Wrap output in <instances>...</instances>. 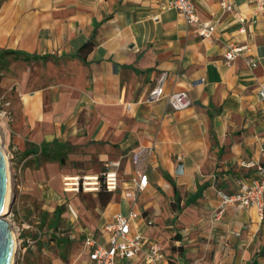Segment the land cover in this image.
<instances>
[{
    "label": "crops",
    "instance_id": "crops-1",
    "mask_svg": "<svg viewBox=\"0 0 264 264\" xmlns=\"http://www.w3.org/2000/svg\"><path fill=\"white\" fill-rule=\"evenodd\" d=\"M233 3L225 13L216 0H194L200 22L216 26L202 38L165 0H0V56L13 52L23 65L2 138L27 197L15 217L22 252L36 264H93L86 239L107 246L105 227L132 212L134 232L161 257L147 260L144 249L116 264H264V219L223 198L264 162V14L249 0ZM233 46L244 49L228 62ZM165 72L166 96L184 93L188 109L149 100ZM54 141L79 150L77 161L100 164L89 176L116 171L117 191L66 193L75 169L54 164L47 178L25 165ZM139 149L149 184L135 200L125 194L135 192ZM35 198L59 230L34 232L22 219Z\"/></svg>",
    "mask_w": 264,
    "mask_h": 264
},
{
    "label": "built area",
    "instance_id": "built-area-1",
    "mask_svg": "<svg viewBox=\"0 0 264 264\" xmlns=\"http://www.w3.org/2000/svg\"><path fill=\"white\" fill-rule=\"evenodd\" d=\"M169 9L177 10L186 20L190 26L199 27V35L202 38H212L216 26L211 23H201L197 13L194 0H165ZM221 9L225 13H233L235 5L233 0H216ZM255 12L264 14V0H249ZM241 23H245L243 19ZM244 48L233 46L226 53L228 62L234 61L242 52ZM167 73H162L157 86L149 94L151 102H158L167 98L169 104L175 111H184L191 105V101L184 93H176L166 96L164 87L167 81ZM260 97L264 99V88L260 92ZM0 117L4 118L5 125L12 121V114L7 110H0ZM3 127H0L2 133ZM4 147V145L2 144ZM144 149H139L132 153L131 161L134 165V175L132 183L135 192H127L125 195L128 198L136 200L137 193L143 192L148 188L149 178L145 172L140 169ZM8 157V156H7ZM9 160V157H8ZM12 173L13 186H18V174L14 172L10 166ZM256 175L250 180H237L238 190L231 196H223L224 203L229 206H235L239 209L256 208L259 213L260 219H264V162L256 166ZM105 188L108 192L117 191L119 187V176L116 171L109 170L100 176H77L64 179V191L71 192H90ZM73 190V191H71ZM136 212L130 213L129 216L118 214L114 217L113 223L105 227L104 232L108 234V245H101L94 237L89 236L86 241V247L90 249V261L93 264H116L118 260L129 261L137 258L144 249L147 250V260H157L161 257V248L158 244L149 242L141 234L134 232L133 223L137 219ZM18 234L17 237V256L14 264H22L23 260L21 255H24L22 245L24 241L20 239V229L15 224ZM29 227H27L28 229ZM22 229H24L22 227ZM16 234V233H15Z\"/></svg>",
    "mask_w": 264,
    "mask_h": 264
},
{
    "label": "rangeland",
    "instance_id": "rangeland-1",
    "mask_svg": "<svg viewBox=\"0 0 264 264\" xmlns=\"http://www.w3.org/2000/svg\"><path fill=\"white\" fill-rule=\"evenodd\" d=\"M23 65L21 63L16 62L14 57L8 55H1L0 56V110H10L12 108L13 103L18 99V92L16 87H14L16 81L19 79V72L22 71ZM1 113V111H0ZM5 120L4 118L0 117V127L5 128ZM1 137L2 133L0 132ZM3 144V138L1 141V145ZM80 151L72 148H65L60 151H54L53 148H49L46 152H40L35 158L29 160L25 165L30 167L33 170H40L44 169V175L48 178L49 173H52V166L54 164L58 166L61 170L62 169H75V173L73 175L68 176H85V175H92L91 171L97 170L100 164L96 163L95 161H90L89 163H85L82 161H77L78 156H80ZM48 156L56 157V161H49ZM60 160L64 161V164H60ZM10 166L11 161L9 159ZM101 170H105V167H101ZM33 178L35 181L41 182L42 177L33 174ZM47 180V179H46ZM19 184V182H18ZM17 184V185H18ZM63 180L60 182V187L63 189ZM58 182H56V186ZM13 195H14V202L12 206V210L8 215L5 216V219H8V223L11 226L12 232L18 234L16 228L13 227L15 224V217L17 216V208L19 202H22L27 197L22 196L17 189V186H13ZM31 200V196H29ZM27 200V199H26ZM25 201V200H24ZM21 204V203H20ZM34 208L29 209L25 208L24 212L22 213V219L29 223L30 226L33 228V231H39L41 233L47 232L50 229H60L61 221L56 220L55 222L50 217L48 211H42V203L39 199L35 198ZM34 217V218H33ZM16 225V224H15ZM36 256L31 253H25L21 255V258L24 259L22 264H36Z\"/></svg>",
    "mask_w": 264,
    "mask_h": 264
},
{
    "label": "water",
    "instance_id": "water-1",
    "mask_svg": "<svg viewBox=\"0 0 264 264\" xmlns=\"http://www.w3.org/2000/svg\"><path fill=\"white\" fill-rule=\"evenodd\" d=\"M0 142V264H10L12 256L14 254V259L16 260L17 249L13 253V233L11 226L8 222H6L5 216L11 212L14 195L12 198L11 206L7 213H4V205L7 195L8 189V181H7V170H6V156L1 149ZM15 263V262H14Z\"/></svg>",
    "mask_w": 264,
    "mask_h": 264
},
{
    "label": "bare ground",
    "instance_id": "bare-ground-1",
    "mask_svg": "<svg viewBox=\"0 0 264 264\" xmlns=\"http://www.w3.org/2000/svg\"><path fill=\"white\" fill-rule=\"evenodd\" d=\"M2 141V137L0 134V142ZM1 149L3 150L5 156H6V170H7V181H8V189H7V195H6V200H5V205H4V213H7L9 211V208L11 206V202H12V198H13V182H12V173H11V169H10V162L8 160L7 154L4 151V147L1 146ZM73 191V190H71ZM89 191H95L94 189H91ZM6 222H8V219H4ZM13 234V253L14 251L17 249V237L16 234L14 232H12ZM15 259H14V254L12 256L11 259V263L10 264H14Z\"/></svg>",
    "mask_w": 264,
    "mask_h": 264
},
{
    "label": "trees",
    "instance_id": "trees-1",
    "mask_svg": "<svg viewBox=\"0 0 264 264\" xmlns=\"http://www.w3.org/2000/svg\"><path fill=\"white\" fill-rule=\"evenodd\" d=\"M91 45H86V46H84L82 49H81V52L83 53V52H86V53H88V52H90V50H91ZM5 55H8V56H12V55H15V53H13V52H6L5 53ZM53 148V150L54 151H60V150H62V149H67L68 147L67 146H65L64 144H61V143H59L58 141H54V142H52V143H44V144H42V146L40 147V148H37V150H36V152H35V154H37L38 152H46V150L47 149H49V148ZM34 153V152H33ZM48 160L49 161H56L57 160V158L54 156L53 158L52 157H50V156H48ZM60 164L61 165H63L64 164V161H62V160H60ZM168 180L171 182V183H173L172 182V180H171V178H169L168 177ZM61 209H58L56 212H55V216L56 215H60L61 213Z\"/></svg>",
    "mask_w": 264,
    "mask_h": 264
}]
</instances>
